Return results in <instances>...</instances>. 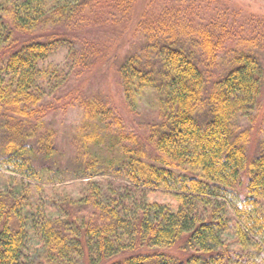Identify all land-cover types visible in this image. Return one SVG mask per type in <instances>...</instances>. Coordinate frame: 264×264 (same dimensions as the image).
Returning <instances> with one entry per match:
<instances>
[{
	"label": "trees",
	"instance_id": "trees-1",
	"mask_svg": "<svg viewBox=\"0 0 264 264\" xmlns=\"http://www.w3.org/2000/svg\"><path fill=\"white\" fill-rule=\"evenodd\" d=\"M137 2L0 0V264H264V154L248 160L229 121L231 109L255 102L262 67L251 52L238 54L205 96V77L177 38L180 11L142 29V44L116 70L126 102L154 97L146 142L161 165L139 147L76 167L34 160L26 125L49 112L39 104L40 66L66 49L80 82L64 108L78 103L94 116L96 100L80 88L111 57L92 30L118 18L140 30ZM203 39L211 64L222 39ZM87 141L99 144L94 134ZM37 151L46 160L52 147Z\"/></svg>",
	"mask_w": 264,
	"mask_h": 264
},
{
	"label": "rangeland",
	"instance_id": "rangeland-1",
	"mask_svg": "<svg viewBox=\"0 0 264 264\" xmlns=\"http://www.w3.org/2000/svg\"><path fill=\"white\" fill-rule=\"evenodd\" d=\"M137 8L134 14L137 21L146 16L138 31L134 20L128 23L129 19L121 18L115 27H94L92 30V34L105 44L106 57H111L96 67L80 88L81 98L96 100L98 112L94 116L88 115L84 106L78 103L64 108L66 90L75 89L80 82V78L74 76L75 63L66 49L60 48L40 66L46 76L38 82L39 104L48 106L49 112L42 119L40 116L30 119L26 125L35 162L76 167L109 159L110 149L139 147L146 149L144 161L161 165L146 142L149 126L158 118L154 97L145 93L133 103L126 102L116 70L122 57L136 52L142 44V29L159 21L166 11H180V26L184 33L177 38L185 44V50L192 53L205 77V96L233 67L232 60L238 54L251 52L258 58L263 72L260 93L254 103L240 106L236 111V108L231 109L229 121L232 130L245 143L248 160L264 154V0H183L181 3L176 0H138ZM204 35L212 41L222 39L223 49L211 64L202 48ZM56 84L61 87L54 91ZM91 134L96 135L99 144L87 141ZM46 144L52 147V153L45 160L37 150ZM149 198L161 203L170 201L168 195L162 193L150 194ZM34 250L32 242L29 255H33ZM173 254H177V249Z\"/></svg>",
	"mask_w": 264,
	"mask_h": 264
}]
</instances>
